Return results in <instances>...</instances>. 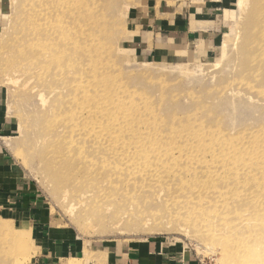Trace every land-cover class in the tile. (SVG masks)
Returning <instances> with one entry per match:
<instances>
[{
  "label": "rangeland",
  "instance_id": "374dc122",
  "mask_svg": "<svg viewBox=\"0 0 264 264\" xmlns=\"http://www.w3.org/2000/svg\"><path fill=\"white\" fill-rule=\"evenodd\" d=\"M97 1L102 29L93 38L97 47L104 46L101 51L104 60L93 57L94 65L103 79L109 73L115 75L114 88L120 89L125 101L124 106L114 103L111 107H120L126 118L131 119L133 108L138 106L143 111L145 101L149 100L158 119L168 124L172 118L176 124L199 125L203 121L206 127L221 129L222 134L215 137L223 138L219 139L223 152L210 145L201 152L196 147L197 141L190 142L195 144L190 147L181 139L173 143L167 138L157 139V148H171L176 160H167L157 153L155 165L146 173L133 171L130 181L145 188L138 189L140 214L134 216L135 203L129 205L126 214L113 215L117 213L115 197L109 200L103 193L82 189L81 178H71L64 174L65 169L54 165V161L62 162L54 154L59 144L52 145L54 134L43 129L49 104L43 106L35 97L38 89L37 93L31 91L33 83L28 90L16 83L15 78L10 80L8 67L21 1L0 0V90L8 124L0 138V150L6 161L0 162V223L10 228L0 234V240L8 241L0 242V264H104L113 248L124 250L143 241L163 242L191 264H231L232 256L228 258L226 249L232 230L239 223L238 215L246 209L239 206L241 198L237 197L244 193L237 190L235 194V188L227 183L217 185L220 189L212 186L202 195L207 201H199L200 190L181 185L174 174L187 166L206 181L210 180L208 174L220 171L222 176L215 180L222 181L224 170L217 161L235 158L240 151L255 150L250 132L256 119L264 124V94L257 99L244 85L246 76L238 69L239 46L252 0L225 2L219 13L221 25L216 44L178 43L164 47L166 51H146L135 37L140 0ZM95 2L90 1L92 5ZM94 15L97 16L96 8ZM79 23V40L84 46L88 40L87 27L83 21ZM200 45L206 52L202 55ZM223 45L226 48L222 53ZM82 61L83 67H87L84 57ZM101 81L97 79L95 84ZM249 83L256 81L251 77ZM97 90L103 95L101 89ZM200 97L204 102H199ZM183 178L190 182L194 175ZM126 188L117 196L133 197L132 201H136L138 197L127 193ZM184 195L189 197V206L196 210L194 218L189 217ZM99 213L103 214V220L97 221L95 216ZM261 233L264 234V229L248 234L259 235L252 247L260 248L259 259L251 248L248 264L259 261L264 264V257L260 258L264 253ZM16 238L24 241L27 250L23 249L24 254H17L14 259L7 250ZM74 243L76 252L65 249L62 252L65 244Z\"/></svg>",
  "mask_w": 264,
  "mask_h": 264
},
{
  "label": "bare ground",
  "instance_id": "6f19581e",
  "mask_svg": "<svg viewBox=\"0 0 264 264\" xmlns=\"http://www.w3.org/2000/svg\"><path fill=\"white\" fill-rule=\"evenodd\" d=\"M20 1V13L15 24L8 67L12 75L10 80L14 81L15 78L16 83L19 82L24 89H28L30 83H33L30 86L32 92L37 93L38 89L35 97L39 98L43 106L49 104V112L46 113L49 116L43 120V129L48 134H54L52 145L59 143L54 148V154L62 163L54 161V165L65 169L64 174L71 178H81L82 184L79 183V187L82 189L103 193L109 200L115 197L117 213L113 215H118V212L126 214L129 205L135 203L134 216L140 214L141 192L138 189L145 188L144 185L139 187L130 181L133 171L141 175L146 173L150 166L155 165L157 153L167 160H176L173 159L171 148H157V139L167 138L169 143L181 139L190 147L195 146L190 142L197 141L196 147L201 152L209 145L214 150L223 152L219 146V139L223 138L215 137L222 134L221 129L206 127L203 121L199 125L190 122L176 124V119L172 118V123L168 124L166 120L158 119L154 105L149 100L145 101L143 111L138 106L133 108L131 119L126 118L120 107H111L114 103L124 106L125 101L120 89L114 88L117 87L113 80L115 75L109 73L103 79L94 65L96 61H93V57L104 60L101 54L104 46L97 47L93 38V35L102 29L97 0L95 5L90 3L92 0ZM95 8L97 16L94 15ZM79 20L87 27L88 40L84 46L79 40ZM247 21L246 31L239 46L238 69L247 77L243 80L244 85L259 99L264 94V0H252ZM222 47L223 53L226 46ZM201 49V55L206 53ZM83 57L87 67H83ZM90 76L93 77L89 79ZM251 77L256 84L249 83ZM97 79H102L98 85L95 84ZM97 88L103 91V95L98 94ZM199 102H204V99L200 97ZM146 105H151L152 108ZM255 107L257 108L256 105ZM254 122L250 139L253 140L255 150L240 151L233 160L223 159L216 162L221 165V170H224L222 181L215 180V177L222 176L220 171L208 174L210 180L206 181L187 166L174 174L180 178L178 181L181 185L200 190L199 201H207L202 195L212 186L220 189L217 185L223 186L227 183L235 188V194H238L237 190L244 193L238 194L237 197L241 198L239 206L246 209L243 214L238 215L239 223L234 226L226 249L228 258L232 256V259H229L231 264H248L251 248L257 252L258 258L260 248L252 247V242L256 241L259 235L248 234L264 229V124L257 119ZM50 169L53 170L52 167ZM164 174H168L167 170ZM183 175H194V178L190 182L183 181ZM125 186L128 187L127 193L138 197L135 198L136 201H132L133 197L117 196ZM184 196L185 204L190 209L189 217L194 218L196 210L189 206V197ZM102 215L97 214L96 220H103ZM6 229L10 230L8 225L0 223V234ZM10 245L7 254L13 255V258L17 257V254H24L23 249L27 250L21 239H14ZM262 254L260 258L264 257V253ZM260 263L262 262L257 264Z\"/></svg>",
  "mask_w": 264,
  "mask_h": 264
},
{
  "label": "crops",
  "instance_id": "0c3cea01",
  "mask_svg": "<svg viewBox=\"0 0 264 264\" xmlns=\"http://www.w3.org/2000/svg\"><path fill=\"white\" fill-rule=\"evenodd\" d=\"M227 1L140 0L135 37L146 51H166L164 47L187 42L214 45L220 33L219 13ZM7 127L0 90V138ZM0 162H6L1 150ZM61 249L76 252L77 246L65 244ZM112 250L107 253L104 264H191L163 242L143 241L124 250L118 247Z\"/></svg>",
  "mask_w": 264,
  "mask_h": 264
}]
</instances>
